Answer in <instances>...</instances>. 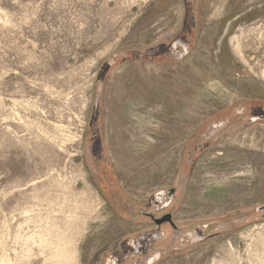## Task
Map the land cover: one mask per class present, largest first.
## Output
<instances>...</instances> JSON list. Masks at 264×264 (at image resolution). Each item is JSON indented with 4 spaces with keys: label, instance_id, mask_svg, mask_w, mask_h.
<instances>
[{
    "label": "rangeland",
    "instance_id": "rangeland-1",
    "mask_svg": "<svg viewBox=\"0 0 264 264\" xmlns=\"http://www.w3.org/2000/svg\"><path fill=\"white\" fill-rule=\"evenodd\" d=\"M262 208L264 0H0V264H264Z\"/></svg>",
    "mask_w": 264,
    "mask_h": 264
},
{
    "label": "water",
    "instance_id": "water-1",
    "mask_svg": "<svg viewBox=\"0 0 264 264\" xmlns=\"http://www.w3.org/2000/svg\"><path fill=\"white\" fill-rule=\"evenodd\" d=\"M168 194L171 197L174 196L176 194V189L169 190V193ZM262 210H264V208H262ZM155 222L159 226L162 225V224H164V223H169L174 228V230H177V227H176V225L173 222V219H172V215L171 214H167L162 219H157Z\"/></svg>",
    "mask_w": 264,
    "mask_h": 264
},
{
    "label": "bare ground",
    "instance_id": "bare-ground-1",
    "mask_svg": "<svg viewBox=\"0 0 264 264\" xmlns=\"http://www.w3.org/2000/svg\"><path fill=\"white\" fill-rule=\"evenodd\" d=\"M237 40V39H236ZM237 51L240 52V42L237 40V44H236V47ZM241 54V53H240Z\"/></svg>",
    "mask_w": 264,
    "mask_h": 264
},
{
    "label": "trees",
    "instance_id": "trees-1",
    "mask_svg": "<svg viewBox=\"0 0 264 264\" xmlns=\"http://www.w3.org/2000/svg\"><path fill=\"white\" fill-rule=\"evenodd\" d=\"M100 146V145H99Z\"/></svg>",
    "mask_w": 264,
    "mask_h": 264
}]
</instances>
